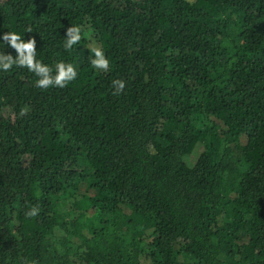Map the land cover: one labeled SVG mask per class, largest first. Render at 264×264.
<instances>
[{"label":"trees","instance_id":"trees-1","mask_svg":"<svg viewBox=\"0 0 264 264\" xmlns=\"http://www.w3.org/2000/svg\"><path fill=\"white\" fill-rule=\"evenodd\" d=\"M7 32L78 75L0 70V264H264V0H0Z\"/></svg>","mask_w":264,"mask_h":264},{"label":"clouds","instance_id":"clouds-1","mask_svg":"<svg viewBox=\"0 0 264 264\" xmlns=\"http://www.w3.org/2000/svg\"><path fill=\"white\" fill-rule=\"evenodd\" d=\"M26 32H31V30L29 29ZM65 35L64 47L65 49H71L81 40V29L79 26L68 27ZM2 40L12 47L17 55L13 58L10 54L5 55L3 52H0V70L8 71L14 65L27 68L28 71L38 77L34 83L40 89H47L53 86L64 88L69 82L77 78V70L71 64L64 62L56 64L55 74H53L50 67L37 60L35 38H30L25 42L20 35L14 32H7L2 36ZM90 51L94 53V58L90 60L91 67L102 72H107L109 70V60L106 58L102 49L92 46L90 47ZM112 86L115 89L113 95H120L126 87V83L121 79H117L112 81ZM38 212L39 209L33 206L30 211L26 212V216L34 217Z\"/></svg>","mask_w":264,"mask_h":264}]
</instances>
